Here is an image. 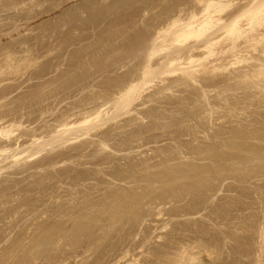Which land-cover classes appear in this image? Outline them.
I'll list each match as a JSON object with an SVG mask.
<instances>
[{
	"label": "rangeland",
	"instance_id": "374dc122",
	"mask_svg": "<svg viewBox=\"0 0 264 264\" xmlns=\"http://www.w3.org/2000/svg\"><path fill=\"white\" fill-rule=\"evenodd\" d=\"M218 1L0 0V264H264V0Z\"/></svg>",
	"mask_w": 264,
	"mask_h": 264
},
{
	"label": "bare ground",
	"instance_id": "6f19581e",
	"mask_svg": "<svg viewBox=\"0 0 264 264\" xmlns=\"http://www.w3.org/2000/svg\"><path fill=\"white\" fill-rule=\"evenodd\" d=\"M257 1V0H256ZM201 2V1H200ZM219 1L217 0V2H214V1H209V0H207V2H206V5H205V8L203 9L204 11H202L203 12V15H202V20L199 22V24H198V27H201L202 29L203 28H205V30L208 28V25H210L212 22V24H214V20L216 19V21H222V20H220L219 18L220 17H217V14H219L220 13V11L222 12V10H220V8H219V3H218ZM222 2V1H221ZM205 4V3H204ZM255 4H258V3H255ZM5 5V4H4ZM3 5V6H4ZM14 5V4H13ZM232 5V4H231ZM253 5V4H252ZM15 6V5H14ZM204 6V5H203ZM217 6V7H216ZM254 6V5H253ZM251 6L252 8L250 9V8H246V10H239V11H241L242 13L240 14L239 13V16L237 15V17H236V15L234 16V17H236V18H233L232 20H230V22H228V24L227 25H225V26H223L224 28V32H225V34L227 33V35L228 36H234V38H235V40H238L239 38L241 39V37H243V36H245V32L247 31L248 33H250L251 31H255V29L254 28H256L257 26L260 28V26H262V25H264V2H261V3H259L258 5H256V6ZM231 7V6H230ZM229 7V8H230ZM250 7V6H249ZM10 9V8H9ZM241 9V8H240ZM248 9V10H247ZM6 10V9H5ZM19 10V9H18ZM223 11H224V9H223ZM21 12V11H20ZM235 13H238V12H235ZM248 13H250L252 16H251V20H250V22L249 21H247V23L246 24H244V25H240L239 24V22H241L242 20H241V16H243L244 17V15H247ZM232 15V14H231ZM193 17H191L192 19H194V15H192ZM248 16H249V14H248ZM242 17V18H243ZM247 17V16H246ZM250 18V17H249ZM179 19V18H178ZM190 20V19H189ZM239 20H241V21H239ZM248 20V19H247ZM174 21V20H173ZM176 22L177 21H175V22H173V25H175L176 24ZM189 22V21H188ZM220 23V22H219ZM215 24H217V23H215ZM220 24H222V22L220 23ZM222 25H224V24H222ZM221 25V26H222ZM194 25L192 24V22H190L189 24L187 23V25L183 28V29H177V30H175L173 33H170L169 35L171 36V41L172 42H182L181 40L182 39H187L188 37H190L191 35H196L198 32H197V30H195L194 31V27H193ZM215 26H217V25H215ZM245 26H246V29H245ZM247 26H248V29H247ZM207 27V28H206ZM210 27V26H209ZM262 27H264V26H262ZM64 28V27H63ZM211 28V27H210ZM214 28V27H213ZM218 28H220V27H218ZM73 29V28H72ZM209 29V28H208ZM207 29V30H208ZM221 29V28H220ZM257 30V29H256ZM200 31V30H199ZM216 31H218V30H216ZM201 32V31H200ZM246 32V33H247ZM253 32H251L250 34H252ZM262 32H264V31H262ZM66 33V32H65ZM247 33V34H248ZM159 34V33H158ZM246 34V35H247ZM256 34V33H255ZM260 34V33H259ZM261 36H262V34H260ZM49 36V35H48ZM163 37V36H162ZM248 37V36H247ZM252 37H254V36H252ZM256 35H255V37H254V41L255 42H257V44L262 40V38L260 37V39L258 40V39H256ZM169 38V37H168ZM259 38V37H258ZM212 39V40H211ZM230 39H232V38H230ZM245 39V38H244ZM247 39V40H246ZM245 40H246V42H250V36H249V38H246ZM249 39V40H248ZM208 40V39H207ZM234 40V42H233V44H231L232 46H228L229 47V50H233V49H235V47H234V44H235V42H237V41H235ZM244 40V41H245ZM15 42V41H14ZM206 43L204 44V49H210V47L212 46V45H214V43H217V39H213V38H211L210 37V40L209 41H205ZM238 43V42H237ZM244 44V43H243ZM245 44H247V43H245ZM253 44V43H252ZM21 45V44H20ZM140 45V44H139ZM216 45V44H215ZM253 45H256L255 43L253 44ZM22 46V45H21ZM237 47H238V45H236ZM242 46V45H241ZM251 46V45H250ZM249 46V47H250ZM256 46H254L253 48H255ZM223 48V47H222ZM245 48V47H244ZM252 48V49H253ZM59 49V48H58ZM154 49V48H153ZM152 50V49H151ZM157 50V49H156ZM225 50V49H224ZM61 51V50H60ZM221 51V50H220ZM228 51V50H227ZM246 51V50H245ZM244 51V52H245ZM255 51V50H254ZM11 52V51H10ZM153 52H155V50H153ZM216 52V51H215ZM224 52V51H223ZM229 52V51H228ZM238 52V51H237ZM240 52H242L241 50H240ZM249 52V51H248ZM1 53V52H0ZM209 53V52H208ZM211 53V52H210ZM230 53V52H229ZM232 53V52H231ZM246 53H247V51H246ZM250 53V52H249ZM262 53H264V52H262ZM219 54V53H218ZM220 54H221V52H220ZM131 55V54H130ZM210 55V54H209ZM224 56V55H223ZM16 59V58H15ZM29 59V58H28ZM42 59V58H41ZM174 60V59H173ZM171 61V60H170ZM172 62V61H171ZM9 63H7V64H5V65H8ZM11 64V63H10ZM18 64V63H17ZM4 65V66H5ZM16 65V64H15ZM35 65V64H34ZM11 66H12V64H11ZM11 66H9L8 65V67L10 68ZM36 66V65H35ZM47 66V65H46ZM16 68V67H15ZM45 68V67H44ZM62 68V67H61ZM2 69V68H1ZM26 69V68H25ZM41 69V68H40ZM15 70V69H14ZM17 70V69H16ZM27 70V69H26ZM18 71V70H17ZM15 72V71H14ZM198 72V71H197ZM2 73V72H1ZM12 73V72H11ZM23 73V72H22ZM50 73V72H49ZM239 73V72H238ZM246 75V74H245ZM259 76V75H258ZM262 76V75H261ZM237 77V76H236ZM239 78V77H238ZM244 78V77H243ZM262 78H264V76H262ZM241 79V78H240ZM261 79V78H260ZM69 84V83H68ZM131 85V84H130ZM133 85V84H132ZM42 86V85H41ZM131 89V88H130ZM39 90V89H38ZM59 90V89H58ZM56 91H57V89H56ZM35 92V91H34ZM39 92V91H38ZM50 92V91H49ZM29 93V92H28ZM25 95V94H24ZM40 96V95H39ZM43 96V95H42ZM28 98V97H27ZM105 99V98H104ZM127 99L128 98H126V101H127ZM99 100V99H98ZM124 104H125V102H123ZM127 103V102H126ZM33 104V103H32ZM120 104V103H119ZM123 104V105H124ZM15 105V104H14ZM44 105V104H43ZM126 105V104H125ZM102 106V105H101ZM94 107V106H93ZM9 109V108H8ZM10 110V109H9ZM98 110V109H97ZM81 113V112H80ZM86 113H87V111H86ZM89 113V112H88ZM91 113V112H90ZM2 115V114H1ZM85 115V114H84ZM78 116V115H77ZM13 117V116H12ZM69 119V118H68ZM71 120V119H70ZM55 121V120H54ZM3 122V121H2ZM13 124V123H12ZM54 124H56V123H54ZM70 125V124H69ZM68 127V126H67ZM4 128V127H3ZM33 130V129H32ZM96 131V130H95ZM31 132V131H30ZM34 132V131H33ZM36 133V132H35ZM48 134V133H47ZM51 135V134H50ZM40 139V138H39ZM0 142H2V141H0ZM1 146V145H0ZM51 146V145H50ZM3 147V146H2ZM14 148V147H13ZM3 150V149H2ZM1 150V151H2ZM4 151V150H3ZM6 151V150H5ZM42 151V150H41ZM38 153V152H37ZM36 154V153H35ZM34 155V154H33ZM37 155V154H36ZM35 155V156H36ZM32 156V155H31ZM33 157V156H32ZM7 167V166H6ZM7 171V170H6ZM118 195V194H117ZM262 216H264V215H262ZM262 230H264V228H262ZM262 234V233H261ZM262 238H264V237H262Z\"/></svg>",
	"mask_w": 264,
	"mask_h": 264
}]
</instances>
